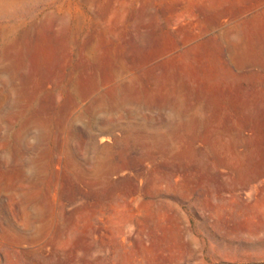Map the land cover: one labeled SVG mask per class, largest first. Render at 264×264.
I'll return each instance as SVG.
<instances>
[{"label": "rangeland", "instance_id": "obj_1", "mask_svg": "<svg viewBox=\"0 0 264 264\" xmlns=\"http://www.w3.org/2000/svg\"><path fill=\"white\" fill-rule=\"evenodd\" d=\"M7 1L0 264H264V0Z\"/></svg>", "mask_w": 264, "mask_h": 264}, {"label": "bare ground", "instance_id": "obj_2", "mask_svg": "<svg viewBox=\"0 0 264 264\" xmlns=\"http://www.w3.org/2000/svg\"><path fill=\"white\" fill-rule=\"evenodd\" d=\"M8 3L9 1H7V0H0V7H1V5H3V3ZM2 3V4H1ZM4 6V5H3ZM1 11V10H0ZM1 15V14H0ZM0 18H1V16H0ZM0 22H1V19H0Z\"/></svg>", "mask_w": 264, "mask_h": 264}]
</instances>
